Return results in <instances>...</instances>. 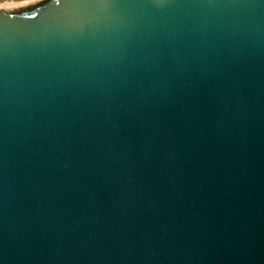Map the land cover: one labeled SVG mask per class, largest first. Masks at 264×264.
I'll return each instance as SVG.
<instances>
[{
  "label": "water",
  "instance_id": "1",
  "mask_svg": "<svg viewBox=\"0 0 264 264\" xmlns=\"http://www.w3.org/2000/svg\"><path fill=\"white\" fill-rule=\"evenodd\" d=\"M0 264H264V0L0 10Z\"/></svg>",
  "mask_w": 264,
  "mask_h": 264
},
{
  "label": "rangeland",
  "instance_id": "2",
  "mask_svg": "<svg viewBox=\"0 0 264 264\" xmlns=\"http://www.w3.org/2000/svg\"><path fill=\"white\" fill-rule=\"evenodd\" d=\"M41 1L44 0H0V10L14 12L37 4Z\"/></svg>",
  "mask_w": 264,
  "mask_h": 264
},
{
  "label": "bare ground",
  "instance_id": "3",
  "mask_svg": "<svg viewBox=\"0 0 264 264\" xmlns=\"http://www.w3.org/2000/svg\"><path fill=\"white\" fill-rule=\"evenodd\" d=\"M8 8V7H7ZM6 9V8H5Z\"/></svg>",
  "mask_w": 264,
  "mask_h": 264
}]
</instances>
